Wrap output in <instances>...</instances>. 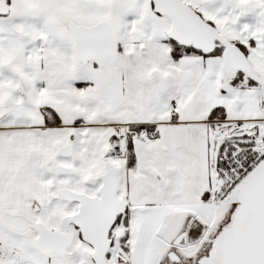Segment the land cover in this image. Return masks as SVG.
Instances as JSON below:
<instances>
[{"label": "snow or ice", "instance_id": "1", "mask_svg": "<svg viewBox=\"0 0 264 264\" xmlns=\"http://www.w3.org/2000/svg\"><path fill=\"white\" fill-rule=\"evenodd\" d=\"M0 264H264V0H0Z\"/></svg>", "mask_w": 264, "mask_h": 264}]
</instances>
